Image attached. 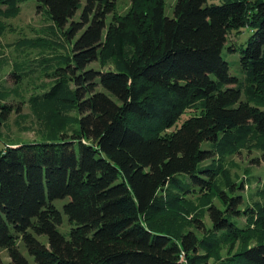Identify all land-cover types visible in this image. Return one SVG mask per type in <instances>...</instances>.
Returning <instances> with one entry per match:
<instances>
[{"label": "trees", "instance_id": "16d2710c", "mask_svg": "<svg viewBox=\"0 0 264 264\" xmlns=\"http://www.w3.org/2000/svg\"><path fill=\"white\" fill-rule=\"evenodd\" d=\"M21 1L0 0V18L17 17ZM36 1L70 40L81 34L67 69L29 99L46 139L0 149V250L10 259L0 264H264V202L244 211V227L210 206L216 233L197 215L200 237L180 216L189 179L212 189L200 175L220 172L232 187L227 157L251 141L264 156V0H179L174 18L165 0H131L124 14L117 0ZM244 28L239 80L222 52L237 50L228 38ZM18 93L0 86V129L20 113L9 103ZM188 110L199 114L179 124ZM244 232L255 243L235 252Z\"/></svg>", "mask_w": 264, "mask_h": 264}, {"label": "rangeland", "instance_id": "374dc122", "mask_svg": "<svg viewBox=\"0 0 264 264\" xmlns=\"http://www.w3.org/2000/svg\"><path fill=\"white\" fill-rule=\"evenodd\" d=\"M179 0H165V15L168 18H174L175 5ZM86 0H82L84 5ZM208 5H222L223 0H207ZM21 12L17 17L0 18V86L8 89L19 90L17 97L12 98L9 103L15 105L14 108H20V113L12 112L7 121V125L0 129V149L14 144H28L32 142H43L45 137L38 131L39 125L37 118L32 117L29 105V99L33 95L41 94L49 90L56 79V72L59 69H67L66 58L71 54L73 42L66 35V28L57 27L51 17L50 11L43 4L36 0H22L20 3ZM131 7V0H117L116 11L124 14ZM82 9L77 13L76 19L80 18ZM112 19L109 16L108 21ZM239 37L231 34L228 38V45L237 46L236 51H230L224 48L222 57L229 64V73L231 76L243 80L244 73L241 68V45L246 46L252 31L244 28L240 31ZM240 38V39H239ZM92 67L99 68L98 64ZM52 83V84H51ZM245 99V98H244ZM199 114V111L188 110L181 118L179 124L188 117ZM22 115V116H21ZM75 115V113H74ZM30 127L31 131L25 128ZM74 128L79 130V124H74ZM58 139H62L59 136ZM208 145H204L207 149ZM211 161L204 165L210 164ZM223 169L230 174L232 187H228L226 178L219 172L216 177L201 174L200 177L207 182H214V188L201 190L202 186L194 184L190 179L186 185L188 193H185V202L181 210V218L188 223L186 231H194L200 237L205 230L208 234L216 233L213 228V222L209 215V207L216 206L225 211L227 218L238 227L247 225V216L243 213L246 209L254 207L256 202H264V156L258 149L255 142H249L242 147L236 154L225 159ZM179 178H185L179 175ZM217 189L223 191L217 194ZM180 191V190H179ZM180 192L183 193L181 190ZM240 198L241 201H233ZM68 199L57 200L55 205L62 211ZM241 211L239 215L236 213ZM177 213V208L170 209L167 214ZM199 215V217H197ZM199 218L205 225L204 231L196 227L195 220ZM73 226L70 224L66 215H63V222L58 227L59 231L69 238ZM257 233V231H254ZM254 232H244V237L237 242L235 252L239 249L253 245L255 239L252 238ZM252 233V234H249ZM249 234V235H246ZM218 235H220L218 233ZM222 246V255H227L232 244ZM46 242L45 237H41ZM24 253L28 255L27 251ZM0 257L7 263L10 259L4 250H0Z\"/></svg>", "mask_w": 264, "mask_h": 264}]
</instances>
